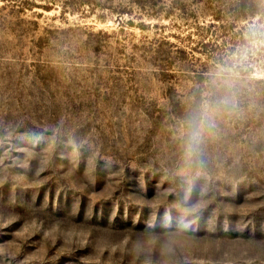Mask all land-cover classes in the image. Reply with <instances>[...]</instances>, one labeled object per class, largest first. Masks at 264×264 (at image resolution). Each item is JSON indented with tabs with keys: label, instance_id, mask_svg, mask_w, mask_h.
I'll return each instance as SVG.
<instances>
[{
	"label": "rangeland",
	"instance_id": "1",
	"mask_svg": "<svg viewBox=\"0 0 264 264\" xmlns=\"http://www.w3.org/2000/svg\"><path fill=\"white\" fill-rule=\"evenodd\" d=\"M0 264H264V0H0Z\"/></svg>",
	"mask_w": 264,
	"mask_h": 264
}]
</instances>
